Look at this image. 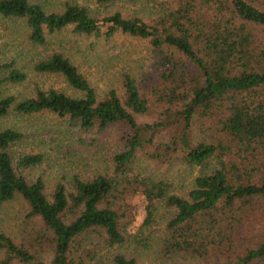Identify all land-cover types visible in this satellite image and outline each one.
<instances>
[{"label": "trees", "instance_id": "1", "mask_svg": "<svg viewBox=\"0 0 264 264\" xmlns=\"http://www.w3.org/2000/svg\"><path fill=\"white\" fill-rule=\"evenodd\" d=\"M121 1L130 12L97 16L75 2L48 11L33 0H0V26H18L36 48L70 27L105 40L146 39L154 53L151 75L123 72L118 87L101 95L73 61V46L34 62L36 72L63 77L80 97L54 88L6 95L5 85L26 74L16 61L0 62V205L20 198L37 228L18 242L0 234V264H139L127 252L148 246L163 210L169 219L157 244L168 260L264 264V0ZM46 112L87 132L121 125L126 144L114 155L115 174L75 176L48 194L41 177L18 172L43 155L20 156L16 169L11 148L24 134L1 121ZM138 152L197 173L175 193L163 179L133 173ZM135 196L145 216L133 230Z\"/></svg>", "mask_w": 264, "mask_h": 264}, {"label": "rangeland", "instance_id": "2", "mask_svg": "<svg viewBox=\"0 0 264 264\" xmlns=\"http://www.w3.org/2000/svg\"><path fill=\"white\" fill-rule=\"evenodd\" d=\"M39 2L48 11H60L65 2H75L89 8L97 15L110 14L116 10L130 12L129 6L121 0L101 2L100 0H33ZM130 7H132L130 5ZM0 21H2L0 19ZM16 24V22H14ZM9 25V24H7ZM6 25V26H7ZM0 26V62L16 61L17 67L26 74V79L19 84H7L4 87L6 95L17 98L31 96L36 88L47 90L54 88L67 95L80 97V93L71 88L63 77L41 74L34 70L33 64L47 53L59 50L62 46H73V61L79 71L84 74L99 95L109 88H117L119 76L123 72L144 77L151 75L154 62L153 48L146 39H140L127 34H119L115 38L105 40L95 36H80L74 34L72 28H65L48 36V45L32 46L21 34V29L14 25L12 31ZM4 128L17 127L23 131V139L11 148L13 165L17 168L18 158L24 154L40 153L42 161L34 166L19 168L29 181L41 177L45 191L50 194L56 183L62 182L70 186L73 177L81 181H90L99 174L113 176L114 155L125 148L123 139L124 128L110 125L103 131L93 129L82 131L66 118H58L51 113H40L32 116H19L11 113L3 119ZM133 173H142L166 181L175 193H183L190 179L197 173L196 168H190L178 161L169 164L155 161L138 152L132 164ZM132 209L136 216L134 230L145 216L144 201L141 197L132 198ZM169 215L164 210L159 215L158 222L151 233V240L146 248H130L129 257H136L139 264H199L198 260L184 259L168 260L160 251L158 236L163 233L164 225ZM37 228L26 216V206L20 198L0 205V234L20 241L28 237ZM128 248V247H127ZM2 253L0 252V260Z\"/></svg>", "mask_w": 264, "mask_h": 264}]
</instances>
